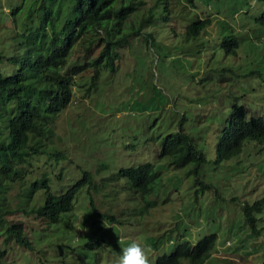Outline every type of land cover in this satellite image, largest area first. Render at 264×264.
Here are the masks:
<instances>
[{"label": "rangeland", "instance_id": "374dc122", "mask_svg": "<svg viewBox=\"0 0 264 264\" xmlns=\"http://www.w3.org/2000/svg\"><path fill=\"white\" fill-rule=\"evenodd\" d=\"M133 1L137 7L123 28L136 27L151 6L154 18L116 47L114 69L100 67L85 93L93 69L74 76L80 86L58 114L51 141L62 156L42 160L38 168L57 191L82 170L91 173L93 184L80 186L71 210L55 224L19 211L6 214L8 222H21L31 248L16 242L0 222V264H116L132 240L145 242L154 261L177 242H195L206 233L216 235L215 245L199 264L264 263V202L255 213L258 235L242 213L244 203L264 196V144L246 140L237 154L220 161L214 151L232 105H241L246 118H264V27L255 21L264 2L167 0L164 20L162 2ZM203 17L209 24L188 35L185 26ZM99 49L93 43L87 53L75 44L66 67ZM179 127L204 154L198 167H175L158 156L162 138ZM146 161L160 176L148 195L153 204L141 215L117 170ZM19 192L15 182L6 190L12 207ZM108 212L114 219L103 216ZM95 239L102 245H85Z\"/></svg>", "mask_w": 264, "mask_h": 264}, {"label": "trees", "instance_id": "16d2710c", "mask_svg": "<svg viewBox=\"0 0 264 264\" xmlns=\"http://www.w3.org/2000/svg\"><path fill=\"white\" fill-rule=\"evenodd\" d=\"M153 1L154 5L162 2L165 13L159 16L169 18L167 0ZM136 7L133 0H0V222L5 223V230L13 234L16 242L27 248H31V240L25 237L21 222H8L6 214L19 211L35 219H46V226L55 224L71 210L80 186L87 184L89 188L93 184L91 173L82 170L80 178L57 191L50 185L46 171L38 168L42 160L62 156L51 141L55 138L58 114L69 103L73 88L80 86L74 76L86 67L93 69L85 93L95 85L94 77L100 67L114 69L116 47L154 18L152 9L156 7L151 6L136 27L123 28V20ZM255 21L264 27V6ZM209 22L208 17L197 18L185 26V32L197 33ZM93 43L100 45L95 56L66 67L75 44L88 53ZM246 140L264 144V118H246L243 107L234 104L218 134L215 161L237 154ZM158 156L175 167L189 163L198 167L205 159L193 136L181 127L162 138ZM34 167L38 173L30 174ZM117 175L124 177L133 190L136 212L143 215L153 204L148 195L157 187L159 171L146 161L121 167ZM14 182L20 189L16 207L11 206L6 194ZM38 190L41 194L36 197ZM263 202L264 196L242 206L244 220L254 235L259 233L255 213L260 212ZM103 216L114 219L109 212ZM40 227H31L29 231ZM215 240L214 233H206L195 242L179 241L153 262L180 264L181 259H187V263L199 264L212 251ZM85 245L100 246L102 239L87 241ZM3 256L4 250L0 248V259Z\"/></svg>", "mask_w": 264, "mask_h": 264}, {"label": "clouds", "instance_id": "9594fccd", "mask_svg": "<svg viewBox=\"0 0 264 264\" xmlns=\"http://www.w3.org/2000/svg\"><path fill=\"white\" fill-rule=\"evenodd\" d=\"M152 250L145 242L132 240L122 249L116 264H154Z\"/></svg>", "mask_w": 264, "mask_h": 264}]
</instances>
